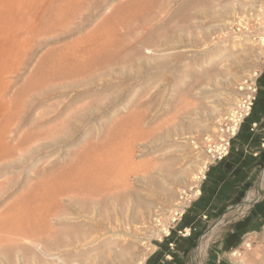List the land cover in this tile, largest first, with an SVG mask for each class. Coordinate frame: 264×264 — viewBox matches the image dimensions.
Segmentation results:
<instances>
[{"label": "rangeland", "instance_id": "1", "mask_svg": "<svg viewBox=\"0 0 264 264\" xmlns=\"http://www.w3.org/2000/svg\"><path fill=\"white\" fill-rule=\"evenodd\" d=\"M75 2L56 27L59 6L48 3L35 29L32 0H0V145L21 139L0 159L15 162L0 174V218L17 214L35 230L0 238V264H139L153 218L195 184L202 151L192 141L214 131L260 69L264 46L234 27L247 19L263 36L264 0ZM97 42L115 58L88 70ZM251 207L206 232L201 264ZM245 240L251 250L233 263L264 264V228Z\"/></svg>", "mask_w": 264, "mask_h": 264}, {"label": "crops", "instance_id": "2", "mask_svg": "<svg viewBox=\"0 0 264 264\" xmlns=\"http://www.w3.org/2000/svg\"><path fill=\"white\" fill-rule=\"evenodd\" d=\"M259 71L256 99L231 140L228 155L209 166L199 184L198 196L169 235L151 242L150 251L140 264H190L192 252L204 233H213L218 226L215 222L239 206L250 190L264 187V178L261 179L264 174V57ZM263 228L264 197L252 205L244 218L236 220L208 243L204 264H234L231 252L247 234L258 233ZM182 229H189V234L179 235Z\"/></svg>", "mask_w": 264, "mask_h": 264}, {"label": "built area", "instance_id": "3", "mask_svg": "<svg viewBox=\"0 0 264 264\" xmlns=\"http://www.w3.org/2000/svg\"><path fill=\"white\" fill-rule=\"evenodd\" d=\"M247 19L239 20L235 23V31L237 34H242L252 39H256L264 44L261 40L264 35L260 36L251 28ZM264 34V24L261 27ZM264 57V52H263ZM262 57V58H263ZM260 70V69H259ZM259 70L254 71L250 76L243 79L238 85V96L232 106L223 114L218 116L215 120L214 131L202 136L197 141L193 140L192 143L195 148L202 151V157L199 162V169L194 178L195 184L190 187H183L178 189L176 200L172 208L168 209L165 214L156 215L153 218L155 229L150 237V241L169 235L170 229L174 227L175 223L182 217L186 210L190 207L193 200L199 194V184L205 178V173L209 166L221 161L228 155L231 146V140L237 135L243 121L250 114L254 101L257 96L256 78L259 75ZM255 125V124H254ZM258 202L256 198L251 205ZM243 203V202H242ZM179 235L185 236L189 234V229H182L178 231ZM173 247V243L169 244ZM251 242L247 240L241 243V246L234 249L231 254L242 253V250H251ZM231 255V257H233Z\"/></svg>", "mask_w": 264, "mask_h": 264}, {"label": "bare ground", "instance_id": "4", "mask_svg": "<svg viewBox=\"0 0 264 264\" xmlns=\"http://www.w3.org/2000/svg\"><path fill=\"white\" fill-rule=\"evenodd\" d=\"M77 1V0H76ZM93 0H91L92 2ZM32 2L34 3V7H33V10L35 12H32L33 13H36L37 16L34 17L33 16V22H34V27L33 28H39L40 25L42 24L41 20H42V12L45 11V9L48 7L47 4L48 3H54L56 2L59 6V8H57V12H56V17L49 20V24H51V26H58L61 22V18L64 14H66V11H68V13L71 11V13H75L74 10V5H75V0H32ZM27 4V3H26ZM95 4V3H94ZM31 5V4H29ZM98 4L96 3V6ZM94 6V5H93ZM28 12V11H27ZM42 13V14H41ZM227 13V11H226ZM88 17H89V13L88 15H85V17L82 19V22L83 23L85 20H88ZM39 25V27H38ZM50 26V27H51ZM122 27V26H121ZM118 30V29H117ZM262 41H264V39L261 38ZM119 42V41H118ZM113 43V42H112ZM117 43V42H116ZM115 43V44H116ZM114 44V45H115ZM122 44V43H120ZM111 46V47H114ZM117 46L119 44H116ZM110 47V46H109ZM110 47V48H111ZM115 48V47H114ZM111 50V49H110ZM115 50V49H114ZM113 51H109L108 49L105 48V44L102 43V44H99L98 42L91 45V48H89L87 50V56H88V60H87V63H86V66H87V69L88 70H92V69H97L99 67H103V66H108L110 65V62L111 60H114L115 57L112 56V53ZM77 63V62H76ZM79 64V63H78ZM78 66V65H77ZM94 71V70H93ZM94 73V72H93ZM93 78V77H92ZM89 80V79H88ZM91 83V82H90ZM66 86V85H65ZM68 86V85H67ZM70 86V85H69ZM67 88V87H66ZM51 91V90H50ZM45 93V92H44ZM73 100V99H72ZM72 102V101H71ZM86 113V112H85ZM87 115V113L85 114ZM84 115V116H85ZM70 135V134H69ZM71 136V135H70ZM69 136V137H70ZM5 139V138H3ZM11 140L9 141H5L2 145H0V159H3L4 157H8V156H14V153L20 149V144H21V139H17L15 140L16 142L12 145V146H9V142H12L13 138H10ZM25 139V138H24ZM54 143V142H53ZM48 146V145H47ZM41 147H35L33 148L32 150H30L29 152H31L32 154H34V152H37L38 150H40ZM28 152V153H29ZM12 158V157H11ZM40 160V159H39ZM16 161V160H15ZM15 162L13 160H5V161H1L0 162V174L3 173V171H6L7 169H9L10 167L14 166ZM27 170V169H26ZM30 170V169H29ZM64 175V174H63ZM60 178V177H59ZM69 178V177H68ZM264 178V174L261 175V179ZM66 179V178H65ZM260 179V180H261ZM50 180V179H49ZM47 180V181H49ZM66 181V180H65ZM67 182V181H66ZM69 182V181H68ZM51 183V182H50ZM261 183V182H260ZM103 184V183H102ZM114 184V183H113ZM48 185V184H47ZM46 185V186H47ZM60 184H58L59 186ZM63 185V184H62ZM67 185V184H66ZM69 185V184H68ZM261 185V184H260ZM259 185V186H260ZM49 186V185H48ZM51 186V185H50ZM49 186V187H50ZM57 186V185H56ZM65 186V185H64ZM71 186V185H70ZM53 187V186H52ZM51 187V188H52ZM63 187V186H61ZM48 188V187H47ZM66 188V187H65ZM64 188V189H65ZM42 189V187H41ZM54 189V188H53ZM93 189V188H92ZM0 190L3 191V188H1V185H0ZM70 190V189H69ZM76 190V189H75ZM60 191V189H59ZM59 191H57L59 193ZM63 191V190H62ZM72 191V190H71ZM74 191V190H73ZM56 192V194H57ZM76 192V191H75ZM79 192V191H78ZM50 193V192H49ZM260 187H258L257 189H254V190H250L248 192V194L246 195V197L244 198L243 200V203H241L239 206L237 207H234V210L233 211H243L244 209H246L247 207H249L252 202L256 199V198H259L260 196ZM50 195V194H48ZM53 195V193H52ZM51 195V196H52ZM61 195V194H60ZM67 195V194H66ZM78 195V194H77ZM65 196V195H64ZM63 196V197H64ZM68 196V195H67ZM74 196V195H73ZM58 197V196H56ZM30 198V197H28ZM101 198V197H100ZM27 199V195H23L22 199L21 200H26ZM69 199V198H68ZM71 200V199H70ZM35 201V200H34ZM54 202V201H53ZM90 202V201H89ZM108 202V201H107ZM28 204V203H27ZM89 205V204H88ZM26 207V205H25ZM43 208V207H42ZM26 209V208H25ZM31 209V208H30ZM47 209V208H46ZM101 209V208H100ZM233 209V208H232ZM104 210V209H103ZM25 211V210H24ZM97 211V210H96ZM99 212V211H98ZM25 213V212H24ZM240 215V214H239ZM226 216V215H225ZM4 217V216H3ZM3 217L0 218V238L2 237H5L6 236V233L9 234V235H17V236H26L28 237V234L30 235V233L32 232L33 228L28 224H22L21 220H20V217L18 216L17 217V214H13L11 216V218H13L14 220H11L10 223H8L7 221H5L3 219ZM234 219V218H233ZM224 220V218H220L219 220V223L222 222ZM228 221V219L226 220ZM230 221V220H229ZM223 223V222H222ZM221 223V224H222ZM224 224V223H223ZM34 225V224H33ZM212 227V226H211ZM224 227V226H223ZM214 228V227H213ZM212 228V229H213ZM37 229V228H36ZM211 229V231H212ZM35 231V230H33ZM215 231V230H213ZM216 231H217V228H216ZM215 231V232H216ZM210 234V233H209ZM209 234H205L202 236L200 242H199V245L197 246L195 252H194V259H195V262L197 264H201V260H202V256H203V252H204V248L206 246V242H207V238H208V235ZM214 236V235H213ZM220 236V235H219ZM218 237V236H217ZM6 238H10L9 236H6ZM14 239V238H12ZM16 240V239H14ZM149 249V248H148ZM153 250V249H152ZM232 255V254H231ZM241 254H233L232 256L235 257V256H240ZM7 257V256H6ZM143 260V259H142ZM194 262V261H193ZM141 263V261H140ZM139 263V264H140ZM143 264V263H142Z\"/></svg>", "mask_w": 264, "mask_h": 264}]
</instances>
